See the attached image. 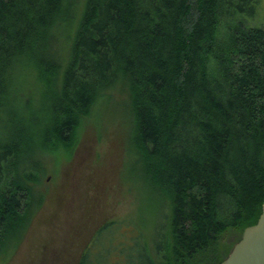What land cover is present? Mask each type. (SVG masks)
<instances>
[{"label":"trees","instance_id":"trees-1","mask_svg":"<svg viewBox=\"0 0 264 264\" xmlns=\"http://www.w3.org/2000/svg\"><path fill=\"white\" fill-rule=\"evenodd\" d=\"M259 4L0 0V251L43 201L42 156L70 150L93 105L121 89L161 200L145 262L219 264L264 201Z\"/></svg>","mask_w":264,"mask_h":264},{"label":"rangeland","instance_id":"rangeland-1","mask_svg":"<svg viewBox=\"0 0 264 264\" xmlns=\"http://www.w3.org/2000/svg\"><path fill=\"white\" fill-rule=\"evenodd\" d=\"M253 20L264 28V0ZM126 103L121 89L100 99L70 150L42 156L43 201L20 241L1 249L0 264H77L85 248L89 264H147L161 200L142 176ZM235 238L226 233L223 247Z\"/></svg>","mask_w":264,"mask_h":264},{"label":"water","instance_id":"water-1","mask_svg":"<svg viewBox=\"0 0 264 264\" xmlns=\"http://www.w3.org/2000/svg\"><path fill=\"white\" fill-rule=\"evenodd\" d=\"M219 264H264V201L256 223L244 228L241 238Z\"/></svg>","mask_w":264,"mask_h":264},{"label":"flooded vegetation","instance_id":"flooded-vegetation-1","mask_svg":"<svg viewBox=\"0 0 264 264\" xmlns=\"http://www.w3.org/2000/svg\"><path fill=\"white\" fill-rule=\"evenodd\" d=\"M88 249V248H87ZM86 248L82 250V253H81V256L78 260V263L77 264H80L81 260L83 259V254L85 253V251L87 250ZM1 253V252H0Z\"/></svg>","mask_w":264,"mask_h":264}]
</instances>
